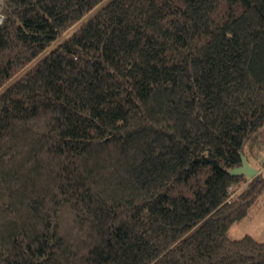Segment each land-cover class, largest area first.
<instances>
[{"label": "trees", "instance_id": "trees-1", "mask_svg": "<svg viewBox=\"0 0 264 264\" xmlns=\"http://www.w3.org/2000/svg\"><path fill=\"white\" fill-rule=\"evenodd\" d=\"M0 14V264H264V0Z\"/></svg>", "mask_w": 264, "mask_h": 264}, {"label": "rangeland", "instance_id": "rangeland-1", "mask_svg": "<svg viewBox=\"0 0 264 264\" xmlns=\"http://www.w3.org/2000/svg\"><path fill=\"white\" fill-rule=\"evenodd\" d=\"M52 46H50V48ZM261 171L264 175V167ZM229 234L232 237H240L244 234H249L258 240H264V194L251 207L249 216L246 219L235 222L230 226Z\"/></svg>", "mask_w": 264, "mask_h": 264}, {"label": "water", "instance_id": "water-1", "mask_svg": "<svg viewBox=\"0 0 264 264\" xmlns=\"http://www.w3.org/2000/svg\"><path fill=\"white\" fill-rule=\"evenodd\" d=\"M229 173L232 175L235 174H242L248 178L253 177L255 174L258 173V169L252 166L247 158L241 154V163L239 166L233 167L229 170Z\"/></svg>", "mask_w": 264, "mask_h": 264}, {"label": "built area", "instance_id": "built-area-1", "mask_svg": "<svg viewBox=\"0 0 264 264\" xmlns=\"http://www.w3.org/2000/svg\"><path fill=\"white\" fill-rule=\"evenodd\" d=\"M2 20V15H1V17H0V21Z\"/></svg>", "mask_w": 264, "mask_h": 264}, {"label": "crops", "instance_id": "crops-1", "mask_svg": "<svg viewBox=\"0 0 264 264\" xmlns=\"http://www.w3.org/2000/svg\"><path fill=\"white\" fill-rule=\"evenodd\" d=\"M263 167H264V166H263ZM263 167H262V168H263ZM262 168H261V169H262ZM261 172H262V171H261Z\"/></svg>", "mask_w": 264, "mask_h": 264}]
</instances>
